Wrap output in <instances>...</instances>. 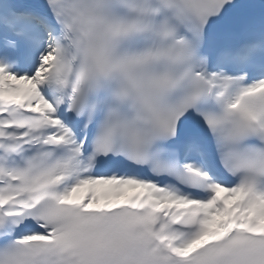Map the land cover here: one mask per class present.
<instances>
[{"label":"snow or ice","instance_id":"6c2138e0","mask_svg":"<svg viewBox=\"0 0 264 264\" xmlns=\"http://www.w3.org/2000/svg\"><path fill=\"white\" fill-rule=\"evenodd\" d=\"M0 264H264V0H0Z\"/></svg>","mask_w":264,"mask_h":264}]
</instances>
